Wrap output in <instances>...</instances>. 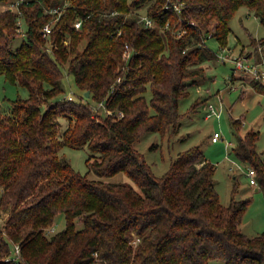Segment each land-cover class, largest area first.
<instances>
[{
  "label": "trees",
  "instance_id": "obj_1",
  "mask_svg": "<svg viewBox=\"0 0 264 264\" xmlns=\"http://www.w3.org/2000/svg\"><path fill=\"white\" fill-rule=\"evenodd\" d=\"M11 2L0 0V75L28 96L0 107V264H264V233L240 230L251 199H236L234 186L230 202L220 203L215 165L200 146L178 152L160 176L134 146L145 133H178L179 102L216 59L206 39L226 46L240 7L264 26V0H25L21 14ZM171 2L182 4L179 14L165 8ZM52 9H62L56 20ZM142 15L158 27L145 26ZM249 38L251 56L261 48L264 57V36ZM125 45L134 51L127 62ZM65 75L79 89L75 98L64 95ZM230 124L232 152L264 194L259 131L239 134L242 117ZM65 145L89 148L96 178L60 158ZM118 172L130 181L104 179ZM60 213L64 227L46 234Z\"/></svg>",
  "mask_w": 264,
  "mask_h": 264
},
{
  "label": "rangeland",
  "instance_id": "obj_2",
  "mask_svg": "<svg viewBox=\"0 0 264 264\" xmlns=\"http://www.w3.org/2000/svg\"><path fill=\"white\" fill-rule=\"evenodd\" d=\"M229 25L231 31L227 36L225 48H230V52L227 54L231 57L253 56L255 51L249 44V34L255 38L263 37L264 26L246 7L239 8L229 21ZM22 40L21 35L15 37L12 40L13 48L19 46ZM206 45L217 56L226 53L225 50L222 51L215 38H207ZM254 57L260 60L259 54H255ZM204 66L206 67L204 76L190 88L189 96L179 102L182 116L178 122V133L167 132L163 136L155 132L145 133L134 143V146L144 155L157 176L166 171L178 152L191 146H200L205 157L215 165L214 185L220 203L227 205L230 202L234 186H236L234 193L236 199H251L243 214L240 230L249 237L256 236L264 233V194L250 176L249 165L240 161L232 152V147L237 142V134L230 124V118L242 117L243 127L239 133L241 135L250 129L259 131L257 151L264 162V93L253 89L251 79L236 70L230 59L222 62L216 58L209 60ZM232 75L233 79H231ZM63 87L66 97L75 98L79 94L72 75L64 76ZM144 95L149 101L151 97L149 88ZM27 96V88L12 84L0 75V107L3 110L8 111L11 108L12 100L24 99ZM196 99H199V103L191 107ZM91 103L97 106L93 101ZM207 103L215 106L218 116L204 117ZM214 131L220 135L216 142L211 141ZM89 155L90 150L87 146L65 145L59 151L60 158L69 162L74 170L88 175L89 178H96L86 161ZM104 179L112 182L130 181L123 172ZM64 225V215L60 213L52 227L45 232L50 235L62 229ZM15 245L17 244L13 247ZM210 264H223V262L212 261Z\"/></svg>",
  "mask_w": 264,
  "mask_h": 264
},
{
  "label": "built area",
  "instance_id": "obj_3",
  "mask_svg": "<svg viewBox=\"0 0 264 264\" xmlns=\"http://www.w3.org/2000/svg\"><path fill=\"white\" fill-rule=\"evenodd\" d=\"M25 0H12V2L9 4V9L11 10H16L19 14H21L20 11V4L23 3ZM181 7L182 4L181 3H177V2H171V3H167L165 5V8H168L170 10H172L173 12H175L176 14H179L181 12ZM62 9H52L50 10V12L56 13L58 14L55 18V20L57 19V17L61 14ZM54 19L52 21H50L49 23L45 24L42 28V32L45 36H47L52 29V25L55 21ZM141 20L143 21V24L145 26H149V27H158L155 22L150 19L149 17H147L146 15H142L141 16ZM82 21L83 19L80 17H77L73 23L74 27L76 29H79L82 25ZM191 24H195V22L191 21ZM160 29H166V28H170L169 26V22L167 21L165 23L164 26H160ZM20 31L23 33L24 31L20 28ZM120 31H118L119 34ZM186 32V29L182 26H179L178 31L176 32L177 36H181ZM210 35V34H209ZM222 48V51L225 50L226 53L225 54H221L218 55L216 54V58L218 60H221L222 62H224L227 59H230L233 61L234 63V68L240 72H242L245 76L249 77L250 79H253L257 82H260L261 84L264 85V57H263V53L260 51L261 48H258L259 52H260V60L255 59L254 57L250 56H236V57H231L230 54H227L228 52H230V48H225V46L220 47ZM134 51L131 50L129 48L128 45H125L124 51L122 53V59L127 62L131 56V54ZM121 80V78L117 79V82H119ZM112 91V89H111ZM70 98V97H69ZM98 107H103L104 108V104L102 102H99L97 104ZM105 112L108 114H114V111H111L109 109L104 108ZM117 116H121L122 112H118L116 114ZM211 115H219L218 111L216 110L215 106L212 103H207L205 106V114L204 117L207 118ZM220 135L217 131L213 132V135L211 137V141L216 142L219 139ZM250 176L252 177V171L250 170L249 172ZM253 179V177H252ZM1 221V218H0ZM13 250L15 253H18L19 247L18 245H15L13 247Z\"/></svg>",
  "mask_w": 264,
  "mask_h": 264
},
{
  "label": "water",
  "instance_id": "obj_4",
  "mask_svg": "<svg viewBox=\"0 0 264 264\" xmlns=\"http://www.w3.org/2000/svg\"><path fill=\"white\" fill-rule=\"evenodd\" d=\"M85 95L88 96L89 95V92H85Z\"/></svg>",
  "mask_w": 264,
  "mask_h": 264
}]
</instances>
